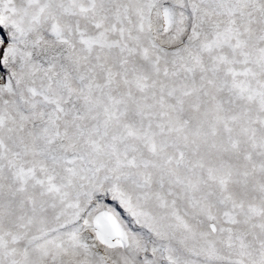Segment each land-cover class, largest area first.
Returning <instances> with one entry per match:
<instances>
[{"label":"snow or ice","instance_id":"snow-or-ice-1","mask_svg":"<svg viewBox=\"0 0 264 264\" xmlns=\"http://www.w3.org/2000/svg\"><path fill=\"white\" fill-rule=\"evenodd\" d=\"M0 264H264V0H0Z\"/></svg>","mask_w":264,"mask_h":264}]
</instances>
